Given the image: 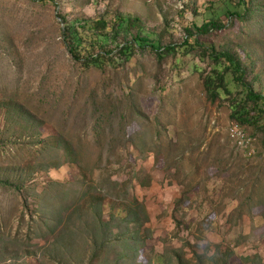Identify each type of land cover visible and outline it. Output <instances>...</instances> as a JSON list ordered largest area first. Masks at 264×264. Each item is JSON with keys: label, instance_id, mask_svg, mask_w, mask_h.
<instances>
[{"label": "rangeland", "instance_id": "374dc122", "mask_svg": "<svg viewBox=\"0 0 264 264\" xmlns=\"http://www.w3.org/2000/svg\"><path fill=\"white\" fill-rule=\"evenodd\" d=\"M117 14L175 50L125 59L123 32L72 54L79 21ZM211 48L264 96V0H0V264H264L263 134L233 146L244 94L226 72L209 98Z\"/></svg>", "mask_w": 264, "mask_h": 264}, {"label": "trees", "instance_id": "16d2710c", "mask_svg": "<svg viewBox=\"0 0 264 264\" xmlns=\"http://www.w3.org/2000/svg\"><path fill=\"white\" fill-rule=\"evenodd\" d=\"M46 2V0H42ZM227 9V17H236L241 18L243 21L245 20L243 14H240L238 10L234 8ZM207 10H212L211 6L207 8ZM251 14L250 9L246 13L247 16ZM64 19V18H63ZM82 22H78L81 26V30H77V34H72V42H69V49L72 54L76 53L77 50L75 47H102L104 43L102 42L106 40H110L111 36L115 35V33L124 36H130L131 39L126 38L124 40L125 44H119L115 47L114 50H118V54L122 55L125 59H129L131 55L136 50H144L146 48H152L158 52V55H162L164 52H172L175 50V47L172 46H156V44H149L150 41L142 36V22L138 17L125 16L121 14H117L114 18H105L104 16L95 18V19H84ZM225 27L220 21H208L205 22L201 27H195L200 34L212 33L215 31H220ZM133 30H136V34H133ZM187 35H194L191 28H185ZM69 34V30L67 29L66 36ZM67 39V37H66ZM73 44V45H72ZM192 47V45H191ZM105 51L104 54L97 57L92 58L93 62L105 60L109 61V55L114 51ZM212 61L216 63V66L220 69H217L212 75H206L203 77V85H205V89L209 98L212 101H217L222 96V92L226 94H231L226 86V77L225 73L230 72L234 75L235 82L242 88L241 91L244 94V102L234 101L233 112L231 119L236 123L235 125L251 140V145L254 148V140L247 135L243 127H252L256 130H260L263 134L262 148L264 152V125H261L260 119L256 118L258 114L263 115L264 119V96L260 94H256L251 86V83L246 81V69L244 67V63L239 58V56L232 54L230 51L218 52L216 49L211 48L209 50ZM75 57V56H74ZM77 57V56H76ZM108 58V60H106ZM225 69V70H224ZM248 109V110H247ZM233 146L236 150L243 154H248V151L242 150L238 148L235 143Z\"/></svg>", "mask_w": 264, "mask_h": 264}, {"label": "built area", "instance_id": "2783aa9c", "mask_svg": "<svg viewBox=\"0 0 264 264\" xmlns=\"http://www.w3.org/2000/svg\"><path fill=\"white\" fill-rule=\"evenodd\" d=\"M229 136L238 148L242 147V150L249 148V155L252 153L251 140L236 125L229 129Z\"/></svg>", "mask_w": 264, "mask_h": 264}]
</instances>
